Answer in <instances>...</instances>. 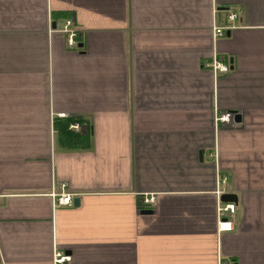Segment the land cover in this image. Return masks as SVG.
<instances>
[{"label":"crops","instance_id":"crops-1","mask_svg":"<svg viewBox=\"0 0 264 264\" xmlns=\"http://www.w3.org/2000/svg\"><path fill=\"white\" fill-rule=\"evenodd\" d=\"M62 183L78 205L57 206ZM57 252L264 264V0H0V264Z\"/></svg>","mask_w":264,"mask_h":264},{"label":"built area","instance_id":"built-area-1","mask_svg":"<svg viewBox=\"0 0 264 264\" xmlns=\"http://www.w3.org/2000/svg\"><path fill=\"white\" fill-rule=\"evenodd\" d=\"M239 15L237 12H229L227 15V24L226 26H218L214 29V36L215 37H221L227 33V31H231L232 29L236 28L237 25L235 22L238 20ZM60 31L67 34V44L71 48H76L78 45V37H79V30L75 26V21L73 18H69L64 21L63 24H61V27L59 28ZM207 67L212 68V70L216 73H226L230 70V65L220 60L218 57H214L213 60L206 64ZM59 117H66V114L61 113L58 114ZM234 114L232 113H224L221 116L217 117V121L224 122V121H230L232 119ZM71 128L74 130H80V127L78 125H72ZM226 180L224 179L223 182ZM59 192L55 194L57 196V206H73L74 197L75 195L67 191V184L62 183L58 185ZM222 192V191H221ZM219 192V194L221 193ZM223 193V192H222ZM144 203L147 204L149 207H152L154 205V197H146L144 200ZM219 210V220L217 224V229L219 233L223 232H231L235 229V224L232 220H230L228 217H226L225 213L229 212L233 214L236 210V204L235 203H219L218 206ZM70 257L64 256L61 253L57 252L55 254V260L54 264H69ZM217 264H231L229 262H226L223 260L222 256H218V262Z\"/></svg>","mask_w":264,"mask_h":264},{"label":"water","instance_id":"water-1","mask_svg":"<svg viewBox=\"0 0 264 264\" xmlns=\"http://www.w3.org/2000/svg\"><path fill=\"white\" fill-rule=\"evenodd\" d=\"M230 34V31L227 32V35ZM81 46V45H80ZM235 119H239V116L236 114L235 116ZM221 200L223 202H227V201H230V200H237V196L235 194H231V193H224L222 194L221 196ZM79 204V200L77 198L74 199V205H78ZM153 211L151 209H143L142 210V213L143 214H151ZM236 264V263H234Z\"/></svg>","mask_w":264,"mask_h":264}]
</instances>
